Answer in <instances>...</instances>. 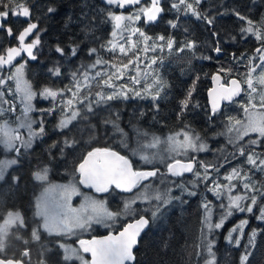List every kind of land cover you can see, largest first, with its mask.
Listing matches in <instances>:
<instances>
[{
    "label": "snow or ice",
    "instance_id": "1",
    "mask_svg": "<svg viewBox=\"0 0 264 264\" xmlns=\"http://www.w3.org/2000/svg\"><path fill=\"white\" fill-rule=\"evenodd\" d=\"M254 2V0H253ZM208 3V0H150L147 6H141L136 12L125 16L122 12L117 14L114 9H125L129 5H140L141 0H99V5L92 4L89 0H81L80 15L76 17L79 21L78 27L81 32L86 35L93 31V29L103 23H110L112 25L111 37L114 39L122 33L127 31L125 21H141L145 25H154L163 22L167 28L170 29H183L184 33L191 35L189 27L183 17H187L193 23L199 22L204 26L205 31L208 32L210 39L205 41L210 52L216 54L223 53L222 35L219 29V22L225 19H233L239 24L238 35L241 38L246 36H254L261 46L255 50L256 55L249 58V70L247 73L246 83L249 92L248 105L243 106L244 111L248 113V121L246 124H241V121L234 120L233 117H227L224 125V131L216 133V135L226 136L227 143L232 146L233 151L224 156L223 163H208L198 161L195 156H189L187 162L183 157L188 156L189 152H204L208 150V144L203 142V138L195 132L189 125L185 124L179 131L170 132L166 136H160L155 133H150L137 127L136 124H131L135 132L136 147L130 148L128 143V133L121 127L122 112L120 110H112V103L115 101H127L132 98L149 99L151 101V111L157 114L160 111V102L168 96L170 85L164 81L160 76L158 70L152 72L155 75V87L150 92L142 94L140 91H134L133 95H129V91L125 88H119L111 83L113 76L117 79L123 73L117 69L116 73L107 75V79H103L106 75L103 71H96L95 75H91V71L96 69L97 65L106 64L99 56L100 49H107L110 52H115L117 44L113 39L108 41V44H101L99 48L91 47L85 53L87 57H96L94 62L87 65H80L76 71L71 73L74 81L75 91L73 88L67 87L64 89H53L45 86L39 93L31 90L27 82H23L22 87V73L24 63H21L15 68V72L5 77L0 75V114H3L5 109L4 104L9 103L5 99L4 86L10 80L16 81L17 91L23 92L21 103V115L16 117L17 127L10 128L8 123L5 122L0 125V146L8 152H14L15 158L3 160L0 159V183L5 182L8 172L12 168L21 167L20 154L21 149L30 150L34 141L43 139L45 136V123L44 116L52 115L57 107L63 113V117L57 124L58 130L67 129L68 126L78 117L87 119L93 117L99 119V113L108 111L109 115L103 120L104 125H111L115 133L121 137L119 145L122 148L129 149L132 156H138L139 159L146 166H151L144 170H134L133 164L127 156L121 155L119 152L110 148H94L92 151L87 152L83 157L82 162L74 169L78 173V182L85 187H90L96 193H108L110 189L120 190L124 193H133L134 189H138L133 195L126 199L123 203V208L120 212L108 211L104 207L103 202H97L94 199L86 198V202L80 206L79 209L67 207L68 200L71 195L77 192V189L71 185H52L45 189V193H58L57 197L50 199L47 195L42 201H37L35 204V215L39 218V223L32 229V237L34 240L40 238V233L44 232L49 236H67L74 235L76 230H85L90 228L92 223H103L105 220H115L120 215H139L140 211L151 212V218L155 219L162 210L172 203L178 201L186 203L183 199L185 195L195 197L198 195V185L203 181H207L213 172L219 173L224 163H229L231 159L236 157H246V164L251 166V170H257L264 173V113L256 115L254 112H249V107L255 109L256 105L252 103L253 93L257 89L253 86V73L257 69H261L257 77L260 84L264 85V14H261L259 20L251 18V9L248 12L244 11L247 5L240 4H227L220 3L219 0H213L208 4L207 8L203 11L200 9ZM36 13H40L37 17ZM166 13H173L174 18L164 19ZM48 15H59V9L53 6H44L38 8L35 2L31 0H0V34L5 38H12L18 41V46H10L4 48L0 52V71L4 66L12 65L13 61L21 56V53H26L31 61L37 60V55L34 50H38L41 45V34L46 31L40 27L42 19H46ZM73 17L69 16L68 21L72 22ZM67 26V25H66ZM138 33L147 42L153 40L152 37L146 35L144 31L139 28L134 30V34ZM228 33L225 32L224 35ZM34 37L30 42L25 43L26 38ZM229 39L236 40L235 36H230ZM154 46L152 50L158 47L161 51L166 46L169 50L173 49L176 43L175 37L159 35L154 38ZM119 52L127 54L125 46L120 44ZM195 51L197 49L196 39H185L183 49ZM148 50V49H146ZM55 55H58L60 60L66 57L75 58L79 55L83 48L74 40L67 44H56L52 49ZM243 55V54H242ZM235 58V57H234ZM203 59L211 60V55L203 57ZM60 60L52 62V67L47 69V72L53 77H60L62 75V65ZM258 60V63H253ZM27 63V61H25ZM129 64L132 63L130 60ZM158 61L153 59L150 61L148 68L151 70V65L157 64ZM128 65H122L126 69ZM223 71V69H221ZM147 74V73H146ZM83 76L85 84L91 80L100 78V84L112 89L110 92H105L103 88L100 91L88 92L87 95H81V84L78 79ZM135 80V78H133ZM213 81H218L220 76L213 75ZM139 83V81H136ZM188 90L184 99L178 101L179 112L175 115L180 120L183 115L188 111L192 92L194 87ZM151 87V86H150ZM11 92V88H8ZM242 91L240 81L232 79L230 86H221L219 91L215 89L210 90L209 95L211 99V111L206 114L207 119L212 121L217 114L221 111V101H233V97L238 96ZM71 92L72 98L64 99V93ZM215 93V94H213ZM39 95L41 98L48 100L51 98L53 102L57 101V97H61L58 104L54 103L48 109H36L32 103L33 99ZM261 107H264V94H261ZM79 104L80 107H76ZM16 109L15 104H11L8 111L14 112ZM83 109V114L81 112ZM39 112L40 117L35 119L31 113ZM147 113L139 110L138 114L130 119L139 120L146 117ZM155 119V116H153ZM34 125L37 127L34 128ZM21 129L27 130V138L25 139L21 133ZM258 133L255 139L244 141V137L249 133ZM182 137V138H181ZM19 141L20 146H17ZM63 144V147H61ZM75 141L64 139L63 141H54L49 145V151L52 149L60 148L63 153L64 148H72ZM221 151H225L221 149ZM171 161V162H169ZM197 164L203 169V173L197 170ZM161 167L165 171H161ZM211 169V171H210ZM48 167L44 166L38 171L29 174V179L35 181H46L48 174ZM185 173H192L195 179L193 181L180 180L177 182L175 178H182ZM172 178V179H169ZM229 183L221 185L213 181L214 186H207V192L220 201L215 207L219 210V220L213 222V204L212 201L203 199L201 208L203 210L202 228L206 229L204 234V244L206 245L207 253L212 259L205 261V264H215V253L213 246L216 244L214 238L215 230L222 229L224 222L233 215V212L253 214L255 219L261 224H264V205H260L258 201L264 200V191L257 188L255 182L252 181L248 173L241 175L240 171L233 168L232 171L224 177ZM239 178L242 187L245 190L243 194L233 196L232 190L236 188V184L232 181ZM152 180H158L159 184L153 185ZM24 181L23 173H17L10 177V189H19L21 183ZM147 182V183H142ZM160 185L164 187L161 188ZM173 187L180 191V196L173 197L171 195ZM142 189V190H139ZM226 196L228 200L227 205L223 202V197ZM146 203L147 208L137 209L133 207L137 202ZM250 201L246 205L242 202ZM259 209V214L254 213V208ZM12 216V213H9ZM149 225V219L144 215H140L134 223L127 224L122 231L118 234L109 235L92 240H79L80 248L83 253L91 254V261H84V264H135L136 256L133 249L138 245V237L141 232ZM249 225L247 219L241 220L239 224L229 230L225 240L229 244H234L236 248L241 246V238L244 236V229ZM21 227L27 230V225L21 222ZM4 231V226H0V232ZM239 232L240 235L233 237V233ZM264 233V228H253L251 233L248 234L247 243L243 245L245 251L240 255L239 264H246L252 255V250L255 248L256 238L258 235ZM26 243V242H25ZM56 248L62 250L61 261L62 264H69L75 257L83 261V256L77 253L75 248H72L64 243H56ZM24 256L28 252L23 253ZM0 264H5L4 260H0Z\"/></svg>",
    "mask_w": 264,
    "mask_h": 264
},
{
    "label": "trees",
    "instance_id": "2",
    "mask_svg": "<svg viewBox=\"0 0 264 264\" xmlns=\"http://www.w3.org/2000/svg\"><path fill=\"white\" fill-rule=\"evenodd\" d=\"M33 1L31 0V2ZM89 2L100 6L99 0H89ZM212 2L213 0H208V3L200 10L203 11ZM219 2L247 5L248 7L244 8V11L248 12L250 8L253 20L258 21L261 14H264V0H254V2L253 0H219ZM149 3V1H144L133 9H114V11L132 14L141 6H147ZM36 4L38 8L44 6L56 7L59 9V15H48L46 19H42L41 21V28L46 30L41 34L44 55L41 56L37 63L27 65L28 78L37 92L45 86L53 89L71 87L75 91L71 73L76 71L80 65L94 62L96 57L89 58L85 53L88 48H99L101 44L107 45L108 41L113 39L111 37L112 25L110 23L99 24L92 32L86 35L81 32L80 27L77 26L79 21L76 20V17L80 15L81 0H40ZM36 15L40 17V13H36ZM69 16L73 17L72 22L68 21ZM172 18H174L173 13H166L164 16L165 20ZM183 20L186 22V26L189 27L191 35L186 36L183 29L167 28L163 22L145 25L142 17L141 21H137L135 25L144 31L147 36L152 37L153 40L146 42L138 33L134 34V31L129 32L123 37L114 38L113 42L115 44H125L127 54L120 53L118 46L115 52L100 49L98 56L107 63L97 65L96 69L90 70L91 75L94 76L96 71H103L106 73L103 79H107V75H112L117 72V69H120L123 74L120 75L119 79L113 76L111 83L117 89L125 88L126 90H131L129 91V95L132 96L134 91H140L142 94L150 92L155 87L154 81L151 80L156 78L152 72L158 70L160 76L170 85L168 96L160 102L161 107L158 114L151 111L150 98H132L127 101L111 102L112 110L118 109L123 114L121 127L128 133L129 147H136L135 132L131 124H136L140 129L160 136H166L170 132L179 131L180 128L187 124L201 135L203 142L208 144V151L205 154L193 153L192 155L198 161L213 164L223 163L224 156L232 152L233 148L227 143L226 136L216 135V133L224 131L227 117H233L234 120H239L241 123L245 120L247 113L244 111L243 106L248 105L249 101L246 93L248 89L246 83L248 78L247 66L249 58L256 55L255 50L261 45L259 41L252 39L250 35L241 38L238 35V22L233 19H225L219 22V29L223 38V53L218 55L210 52L205 44V41H208L210 37L202 24L199 22L193 23L187 17H183ZM225 32L228 34L224 35ZM159 35H164L165 37L171 35L175 37L176 43L173 45L172 50H169L166 46L162 51L158 47H156V50H152L154 43H159L154 40ZM230 36H235L236 40L229 39ZM0 39L2 40L0 52H2L6 47L5 42L9 38H5L0 34ZM185 39H196L197 49L195 51L186 48L182 51L178 50L183 48ZM72 40L80 44L83 51L75 58L66 57L60 60L58 55L53 53L52 49L56 44L64 45ZM209 55L213 59H203V57ZM153 59H156L158 63L151 65V73L137 83L136 79H133L138 76L137 70L145 71L149 69L148 65ZM56 60H60L62 65V75L60 77H53L47 72V69L53 66L52 62ZM130 60L132 61L131 64L128 63ZM122 65H128V67L124 69ZM217 72L223 74L226 83H229L233 77L239 78L244 86V94L234 102L223 105L217 116L212 121H209L206 116L211 111L208 90L212 87V77ZM78 79L81 84V95H87L89 91L94 95L101 88L105 92L112 90L100 84V78L91 80L88 84H85L83 76L78 75ZM194 82L195 90L192 92L190 107L183 117L178 120L175 115L176 112H179L178 101L184 99L188 90L193 87ZM63 98H72V93L65 92ZM60 99L61 97L58 96L57 101L53 102L51 98L45 100L38 95L35 100L36 109H48L54 103L58 104ZM7 100L18 101V98L16 95H8ZM76 107H80V105L77 104ZM139 110L145 111L147 116L139 120L130 119L136 116ZM81 112L83 114V109H81ZM32 115L36 118L40 117L39 112H33ZM98 115L99 119L93 117L82 119L78 117L67 129L58 130L56 126L63 117V113L57 107V110L52 115L46 114L44 116V138L38 139L30 150L21 149L19 161L21 167L12 168L8 172L5 182L0 183V219L12 211H20L27 225V230L20 225L11 229L12 231L6 239V246L0 248V257L16 260L22 259L25 264H62V250L55 247L56 243H59L60 240L71 242L79 248L77 241L80 240V236L68 239L65 236H49L41 232L38 240L33 239L32 229L40 222L39 218L35 215V199L43 185L39 181L29 179L30 173L47 166L49 172H53V174H49L51 180L77 181L78 173L74 169L82 162L87 152L92 151L94 148L116 149L128 156L136 169L142 170L151 167L144 165L138 156H132L129 149L122 148L119 145L120 135L114 132L111 125L106 126L103 124V120L109 115L108 111L100 112ZM3 116V114H0V117ZM153 116H155V119H153ZM66 138L75 141L72 148H64L63 153L60 151V148H56L51 150L50 155L46 154L49 151V145L54 141H63ZM255 138H257L255 135L245 136L243 142ZM61 147H63V144H61ZM221 149L225 151H221ZM183 160L188 159L185 158ZM196 167L198 171L200 170L203 173L198 164ZM233 168L238 169L241 174L248 173L252 181L255 182L256 187L264 191V173L257 170L250 171L251 166L246 164V157H236L235 159H231L229 163H224L218 174L213 172L207 181L200 183L197 188V196L189 197L185 195L183 199L186 203L173 201L155 219L151 218L150 211H140L139 215L127 219L114 230L97 228L92 230L87 237L90 238L110 231H116L127 221L144 214L150 218V225L141 237L139 247L135 250V264H205L206 254L204 251L203 210L201 203L205 196L207 200L212 201L214 206L213 222H217L219 219V210L215 206L220 203V201L214 198L212 193L207 192L205 185L211 186L213 181L217 182L219 180L221 185H226L227 180L224 177ZM161 171H165V169L161 167ZM21 172L24 175V181L21 183L19 189L11 190L10 177ZM181 179L193 181L195 177L193 174H185L182 178H175L177 182ZM151 182L154 186L159 184L158 180H152ZM233 183L236 184L243 194L245 190L242 184H240L239 178ZM160 187L163 188L164 186L160 185ZM113 189L114 187L102 196L107 198V201L114 210H121L126 197L131 193H124ZM134 191L136 192L138 189H134L133 193H135ZM171 195L173 197L180 196V191L173 187ZM223 202L226 204L225 197H223ZM242 203L246 205L250 201ZM258 203L264 205V200H260ZM254 213L259 214L258 207L254 208ZM244 219L249 221V225L244 229L241 246L236 248L234 244H229L225 240V232L229 226L233 224L237 225ZM253 228H264V224L257 221L253 214L245 212L234 214L221 230H216L214 238L217 240L213 247L216 255V264H239L240 255L245 251L243 245L247 243L248 234L251 233ZM237 235L238 233L233 237L235 238ZM25 250H28L29 258L23 255ZM84 254L89 258L87 253ZM246 264H264V233L257 236L255 248L252 250V255Z\"/></svg>",
    "mask_w": 264,
    "mask_h": 264
},
{
    "label": "rangeland",
    "instance_id": "3",
    "mask_svg": "<svg viewBox=\"0 0 264 264\" xmlns=\"http://www.w3.org/2000/svg\"><path fill=\"white\" fill-rule=\"evenodd\" d=\"M117 14H120V13H117ZM124 15L128 16L129 14H124ZM136 22L137 21H125L124 23L127 26V31H122V33L120 35H118L117 37H115V38L117 39V38L123 37L126 34H128L129 32L134 31L137 28L136 25H135ZM251 37H252V39H256L254 36H251ZM119 45L120 44H117V46H119ZM123 45L125 46V44H123ZM21 63H24V65H25L24 69H23L22 77H21L22 87H23V82H27V84L30 86L31 90L34 91V92H37V90L33 87L30 79L28 78V75H27V64H28V62L25 63V60H22L19 63H17L12 68V70H11L9 75L14 73L15 72V68L18 67ZM253 63H258V60H255V62H253ZM228 67H230V66H228ZM248 70H249V63H248V66H247V73H248ZM260 72H261V69H257V71L255 73H253V86L257 89V91H256V93L252 94V96H253L252 103L255 104L256 107H255V109H252V108L249 107V112L250 113L254 112L256 115H260V114L264 113V107H261V99H260L261 94H264V85L260 84L258 79H257V77L259 76ZM149 73H151L150 69H147L145 71L137 70L138 76L135 77L136 81L137 80L141 81V79L144 78L145 76H147ZM154 80L155 79H152L151 81H154ZM222 83L226 84V82L224 81L223 74H222ZM135 84H136V82H135ZM8 88H11V92L8 91ZM4 91H5V99L6 100H7V96L8 95H16L17 98H18V101H15V100L9 101V100H7L9 103H7L5 106L3 105L5 111L3 113L4 116L0 117V125H3L5 122H7L8 126L10 128H16L17 127L16 117L21 115V109L23 108V104L21 103V100L23 98V92L22 91H17V89H16V81L15 80L8 81L7 84L4 86ZM249 92H250V89L248 88L247 91H246L247 98H249ZM37 93H39V92H37ZM37 96L32 101V103H33L35 108H36V101L35 100H36ZM12 101H14V102L12 103ZM11 104H15L16 105V111L15 112L8 111V109H9ZM31 115H32V113H31ZM32 117L35 118V119H38V118L34 117L33 115H32ZM247 121H248V113L246 114L245 120L241 124L242 125L246 124ZM35 127H37V126L34 125V128ZM20 133L25 139L27 138V130L26 129H21ZM254 135L257 137L259 134L258 133H251V132L248 134V136H254ZM36 141H34V145H35ZM16 143H17V146H20L19 141H17ZM0 151H1L0 159L7 160V159L15 158V153L14 152L6 151V150L3 149L2 146L0 148ZM207 151L208 150H206L204 152H195V153H204L205 154ZM192 154H193V152L190 151L188 156L183 157V159H185V158L188 159V157L191 156ZM192 156H194V155H192ZM169 162H171V161H169ZM200 169L203 170L202 168H200ZM49 174L51 175V174H53V172L50 173L48 171L47 180L46 181H39V182L42 183L43 187L40 190L39 194L36 196L35 203L37 201H42L46 195L50 199H54V198L57 197L58 193H55V192H53V193H45V189L46 188H49L52 185H71V186H74L77 189V192L73 193L71 195L70 200H68L67 207H70V208H73V209H79L80 206L86 202V198H91V199L96 200L97 202H103L104 207H106L108 211L120 212L122 210V208H123V206H122L121 210H114L111 207V205L109 204V202L107 201L106 197L101 196V195H97V194H95L96 192L84 190L82 185L79 184L78 180L77 181L76 180H74V181H66V182L64 180H60V181H58L56 179H52L51 180ZM241 175H243V174H241ZM217 182L220 184V180L217 181ZM233 182H235V180L232 181V183ZM239 182H240V184H242L240 180H239ZM144 183H147V182H144ZM228 183L229 182L227 181V184ZM211 186H214L213 183L211 184ZM139 190H142V189H139ZM240 191L241 190L236 186V188L232 190L231 194L233 196H235L237 194H242ZM132 195H133V193H131L129 196H127L126 199L130 198ZM225 201H226V205H227L228 200L226 199V196H225ZM133 207H135L137 209H144V208H147L148 205L146 203H141V202L138 201L136 205H133ZM10 213H12V216H9V213H8L4 217V219H0V226H2V225L4 226V231L0 232V248H4L6 246V239H7V236L10 234V232L12 231L11 229L16 228L17 226H19L21 224V222L24 223V218H23V215H22V213L20 211H12ZM237 213H240V212L234 211L233 215L237 214ZM142 215H144V214H142ZM233 215L231 217H229L224 222V226L233 217ZM135 216L136 215H133V216L120 215L115 220H105V222H103V223H95V222H93L90 228H87L85 230H76L74 235H67L65 237L68 238V239H71L73 237L80 236L81 237L80 240L81 239L87 240L88 239L87 236L90 235V232L92 230H95L96 228L114 230L117 227H119L124 221H126L127 219H129L131 217H135ZM234 226H236V224H233V225H231V226H229L227 228V230L225 232L226 236H227L229 230L232 229ZM218 230H221V229H218ZM237 233H238V235H240L239 232H237ZM204 234H206V229H204ZM235 234L236 233H233V236ZM214 237H215V234H214ZM215 240H217V239L215 238ZM59 243H64L65 245H68V246H70L72 248H75L77 250V253L80 256H83V261H81L80 259H77V258L74 257L72 259V261H70L71 264H84V261H89V262L91 261L89 259L90 257L88 258L83 253V251L80 250L81 249L80 247H79L80 248L79 249L74 244H72L71 242H65V241H61V240H60ZM77 243H78V241H77ZM204 251H205V254H206V260L212 259V257H210L208 255V253H207V249H206V245L205 244H204ZM213 252H214V249H213ZM215 264H216V255H215Z\"/></svg>",
    "mask_w": 264,
    "mask_h": 264
},
{
    "label": "water",
    "instance_id": "4",
    "mask_svg": "<svg viewBox=\"0 0 264 264\" xmlns=\"http://www.w3.org/2000/svg\"><path fill=\"white\" fill-rule=\"evenodd\" d=\"M38 1H40V0H34L33 2L37 3ZM143 1H149V2H150V0H141V3H142ZM136 6H138V5H129V6H126L125 10H129V9L135 8ZM40 27H41V23H40ZM33 38H34V37H28V38H26L25 43L30 42L31 39H33ZM42 45H43V44H42V41H41V45H40V46H42ZM10 46H18V41L16 40L15 43H14L13 45H7L5 48L10 47ZM40 46H39V47H40ZM2 51H3V50H2ZM34 52H35V54H36V50H34ZM22 60H26V61L29 62L30 64H35V63L38 62L39 57L37 56V60H36V61H31V60L27 57V54H26V53H21V56H20V57H17V58L13 61L12 65H6V66H4L3 70L1 71L2 75H6L9 71L12 70V68H13L17 63H19V62L22 61ZM217 74L220 76V79H219L218 81H213V85H212V87L208 90V99H209V105H210V107H211V99H212V97L209 95L210 90L215 89L216 91H219L222 85H223L224 87H228V86H230V83H229V84L222 83V75H221V73H216L215 75H217ZM232 79H237L238 81H240L238 78H235V77L232 78ZM232 79H231V80H232ZM240 84H241V88H242L241 93H240L238 96L233 97V101H221V102H220V106H221V107H222L223 105H225V104L232 103V102H234L235 100H237V99H239L240 97H242V95H243V93H244V87H243V84H242L241 81H240ZM213 94H215V93H213ZM110 149H112V148H110ZM112 150L119 152V151L116 150V149H112ZM119 153H120L121 155H124V154H122L121 152H119ZM124 156H126V155H124ZM127 157H128V156H127ZM128 158H129V157H128ZM129 159H130V158H129ZM130 161L132 162L131 159H130ZM184 161L187 162V160H184ZM132 164H133V162H132ZM133 168H134V170H137V169L134 167V164H133ZM185 174H187V175H191L192 173H185ZM82 186L85 187L84 185H82ZM113 187H114V186H113ZM85 188H87V189H89V190H92V191H95L94 189H92V188H90V187H85ZM144 216H146V218L149 219V225H150V218H149L147 215H144ZM136 219H139V217L134 218V219H132V220L126 222V223H125L120 229H118L117 231H112V232H109V233H112L113 235L118 234L120 231L123 230V228H124L127 224H129V223H134V221H135ZM149 225H148V226H147V227L141 232L140 236L138 237V241H139V242H140V239H141V237L143 236L144 232H145L146 229L149 227ZM109 233L102 234V235H98V236H94V237L89 238V239H87V240H92L93 238L100 239V238H103V237L109 235ZM78 245H79V241H78ZM79 247H80V245H79ZM138 247H139V243H138V245L133 249L134 254H135V250H136ZM81 250H82V249H81ZM87 254H88L89 257L91 258V254H90V253H87ZM0 260H4V261H5V264H25L24 261L21 260V259L16 260V259H12V258L6 259V258H2V257H0Z\"/></svg>",
    "mask_w": 264,
    "mask_h": 264
},
{
    "label": "flooded vegetation",
    "instance_id": "5",
    "mask_svg": "<svg viewBox=\"0 0 264 264\" xmlns=\"http://www.w3.org/2000/svg\"><path fill=\"white\" fill-rule=\"evenodd\" d=\"M15 39H12V38H9V39H7V41L5 42V45L7 46V45H13L14 43H15ZM42 41V40H41ZM0 43H2V40L0 39ZM36 55L39 57V59L41 58V56H43L44 55V46L42 45V46H40V47H38V50H36ZM26 61V60H25ZM39 61V60H38ZM28 64H30V63H28ZM27 64V65H28ZM0 75H2V73H1V71H0ZM88 190V189H87ZM96 194V193H95ZM105 194V193H104ZM2 219H4V217L2 218ZM24 224H25V222H24ZM97 229V228H96Z\"/></svg>",
    "mask_w": 264,
    "mask_h": 264
}]
</instances>
